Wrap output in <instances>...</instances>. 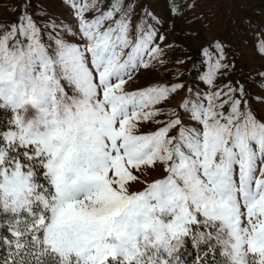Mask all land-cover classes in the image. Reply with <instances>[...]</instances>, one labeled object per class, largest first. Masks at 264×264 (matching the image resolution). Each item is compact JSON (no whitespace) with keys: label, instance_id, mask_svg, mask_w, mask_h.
<instances>
[{"label":"snow or ice","instance_id":"snow-or-ice-1","mask_svg":"<svg viewBox=\"0 0 264 264\" xmlns=\"http://www.w3.org/2000/svg\"><path fill=\"white\" fill-rule=\"evenodd\" d=\"M71 6L78 39L26 9L0 31V214L15 220L2 264H184L189 242L264 264V120L243 89L141 132L182 87L125 88L158 57L154 30L133 28L127 0ZM216 48L209 85L227 67Z\"/></svg>","mask_w":264,"mask_h":264},{"label":"rangeland","instance_id":"rangeland-1","mask_svg":"<svg viewBox=\"0 0 264 264\" xmlns=\"http://www.w3.org/2000/svg\"><path fill=\"white\" fill-rule=\"evenodd\" d=\"M81 0H76L80 3ZM132 7L133 28L143 24L155 32V45L160 53L150 61L147 68L141 67L133 79L125 85L127 91L149 87H175L182 85L168 100L158 107L163 115L160 123L149 122L141 132L150 133L172 119L169 114L185 115L183 104L196 101L209 93L227 86L244 91L248 106L264 120V0H127ZM72 0H0V31L6 30L19 18L25 9L46 32L55 25L56 30L68 35L77 34L78 22ZM91 18L93 13L87 14ZM46 34V33H45ZM223 58L214 84L203 79L209 72V57L214 63ZM2 130H7L11 113L7 112ZM162 168L149 171V181L160 179ZM143 185H137L142 190ZM9 222V221H8ZM15 223L13 219L10 221Z\"/></svg>","mask_w":264,"mask_h":264},{"label":"trees","instance_id":"trees-1","mask_svg":"<svg viewBox=\"0 0 264 264\" xmlns=\"http://www.w3.org/2000/svg\"><path fill=\"white\" fill-rule=\"evenodd\" d=\"M6 115V111H0V130L3 129ZM41 182H44L42 176ZM12 220L13 218L10 214H0V264L9 257L10 249L7 241L14 239L9 227L14 224L10 222ZM183 261L184 264H225V257L221 254L218 246L211 248L202 245L200 248H196L189 242L186 245Z\"/></svg>","mask_w":264,"mask_h":264}]
</instances>
